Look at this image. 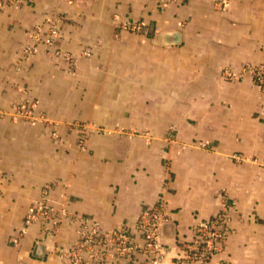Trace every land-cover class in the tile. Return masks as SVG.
Masks as SVG:
<instances>
[{"label":"crops","instance_id":"crops-1","mask_svg":"<svg viewBox=\"0 0 264 264\" xmlns=\"http://www.w3.org/2000/svg\"><path fill=\"white\" fill-rule=\"evenodd\" d=\"M19 1L0 8V264H62L76 225L25 224L44 198L127 229L137 261L136 224L162 201L161 264H193L195 228L227 206L206 264H264V95L242 73L264 63V0ZM48 19L50 45L34 38Z\"/></svg>","mask_w":264,"mask_h":264},{"label":"built area","instance_id":"built-area-1","mask_svg":"<svg viewBox=\"0 0 264 264\" xmlns=\"http://www.w3.org/2000/svg\"><path fill=\"white\" fill-rule=\"evenodd\" d=\"M73 1L69 0V3H73ZM160 2L162 5L166 4V0H160ZM19 3V0H0V8L8 4L19 5ZM47 22L49 25L48 34L44 36L37 32L34 38L38 43L50 45L53 39L59 35L52 21L48 19ZM139 26L140 24H133L131 28L135 29ZM34 52L35 49L32 47H27L24 50L27 57ZM242 73L248 74L264 95V63L247 64L242 69ZM224 76L226 78L233 77L230 71H225ZM16 115L29 121L32 119V111L27 103H19L16 106ZM53 184L45 187L43 191L45 196ZM63 219H68L69 222L76 225V235L70 247L60 251L62 264H115L120 262H125V264H161L166 255V248L161 240V228L170 222V214L162 201L145 210L136 224V229L144 241L141 249L145 255L143 261L135 260L133 252L138 250V247L132 243L127 229L103 232L99 223L90 222L83 217L69 216L65 210L57 212L45 198L29 208L25 224L39 223L43 233L49 235L59 228ZM228 222L227 206H223V209L211 220L195 228L193 240L186 245L183 258L193 264H206L209 258L224 245L229 232Z\"/></svg>","mask_w":264,"mask_h":264},{"label":"water","instance_id":"water-1","mask_svg":"<svg viewBox=\"0 0 264 264\" xmlns=\"http://www.w3.org/2000/svg\"><path fill=\"white\" fill-rule=\"evenodd\" d=\"M175 37L174 41L178 40V34L173 35Z\"/></svg>","mask_w":264,"mask_h":264}]
</instances>
